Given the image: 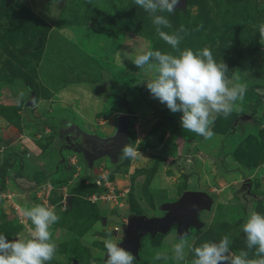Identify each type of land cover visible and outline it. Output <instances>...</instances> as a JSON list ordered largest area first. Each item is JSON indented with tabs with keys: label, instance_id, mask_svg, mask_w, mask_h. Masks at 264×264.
Here are the masks:
<instances>
[{
	"label": "rangeland",
	"instance_id": "rangeland-1",
	"mask_svg": "<svg viewBox=\"0 0 264 264\" xmlns=\"http://www.w3.org/2000/svg\"><path fill=\"white\" fill-rule=\"evenodd\" d=\"M185 2L157 13L172 24L163 30L183 25L181 49L207 47L247 85L240 111L218 118L208 140L182 129L181 113L142 82L151 73L132 59L173 49L133 0H0V234H25L24 210L43 204L60 217L49 264H104V239L120 244L128 218L162 216L164 203L200 190L211 203L183 235L189 244L227 235L231 252L247 250L241 225L250 211L264 214V0ZM244 63L251 68L239 70ZM120 114L136 148L123 160L104 140ZM180 237L174 226L142 234L134 264H177L154 257L171 256ZM185 251L180 264H191Z\"/></svg>",
	"mask_w": 264,
	"mask_h": 264
},
{
	"label": "clouds",
	"instance_id": "clouds-1",
	"mask_svg": "<svg viewBox=\"0 0 264 264\" xmlns=\"http://www.w3.org/2000/svg\"><path fill=\"white\" fill-rule=\"evenodd\" d=\"M178 3L179 0H133L134 5L149 13L158 37L170 45L173 52L148 49L137 54L132 62L139 70L151 73L142 81L151 97L172 113H181L182 129L208 140L214 136L212 128L218 118L227 119L233 111H240L237 101L243 100L247 85L240 82L237 75L229 78L227 65L218 63L207 47L196 51L181 49L180 42L187 34L183 25L172 33L163 30L172 28V24L157 13H174ZM257 27L259 39L264 41V22ZM135 155L136 148L124 144L118 157L123 160ZM24 216L29 221L25 234L11 240L0 234V264H49L58 247L51 228L59 222V215L52 207L36 204L25 209ZM241 229L247 250L231 252L227 235L218 242H203L199 246L190 245L185 236H181L171 245V256L166 251L157 252L154 259L171 258L180 264L185 261V249H188L193 253L191 264H264V214L250 211ZM103 245L104 264H134L135 256L110 234ZM248 250H254L251 258Z\"/></svg>",
	"mask_w": 264,
	"mask_h": 264
},
{
	"label": "water",
	"instance_id": "water-1",
	"mask_svg": "<svg viewBox=\"0 0 264 264\" xmlns=\"http://www.w3.org/2000/svg\"><path fill=\"white\" fill-rule=\"evenodd\" d=\"M185 0H179L176 9L184 10ZM175 9V10H176ZM32 104V97L27 105ZM117 127L112 136L104 138L106 141L117 144L118 149L126 143V117L118 115ZM76 131H79L76 129ZM72 137V135H71ZM211 203L210 196L200 190H185L175 201L164 203L161 207L165 210L162 216L146 217L143 215L131 216L125 228L126 237L119 244L128 249L136 256L138 239L144 233L154 234L156 232H165L174 226L178 236L188 233V227H199L201 225L198 215L201 209L208 208ZM75 264V262H73Z\"/></svg>",
	"mask_w": 264,
	"mask_h": 264
},
{
	"label": "trees",
	"instance_id": "trees-1",
	"mask_svg": "<svg viewBox=\"0 0 264 264\" xmlns=\"http://www.w3.org/2000/svg\"><path fill=\"white\" fill-rule=\"evenodd\" d=\"M237 68L239 70H246V69L251 68V65L249 63H244V64L237 66ZM234 69H235L234 66H232V65L228 66V71H227L226 75L229 77Z\"/></svg>",
	"mask_w": 264,
	"mask_h": 264
},
{
	"label": "crops",
	"instance_id": "crops-1",
	"mask_svg": "<svg viewBox=\"0 0 264 264\" xmlns=\"http://www.w3.org/2000/svg\"><path fill=\"white\" fill-rule=\"evenodd\" d=\"M50 146V144L48 145V147ZM47 149V148H46ZM53 167H55V163L53 164ZM52 168V166L50 165V169Z\"/></svg>",
	"mask_w": 264,
	"mask_h": 264
}]
</instances>
